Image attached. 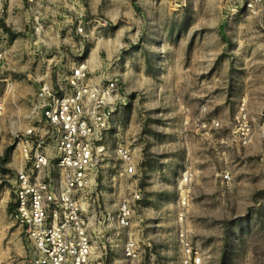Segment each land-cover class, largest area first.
<instances>
[{"label":"rangeland","instance_id":"374dc122","mask_svg":"<svg viewBox=\"0 0 264 264\" xmlns=\"http://www.w3.org/2000/svg\"><path fill=\"white\" fill-rule=\"evenodd\" d=\"M7 3L0 36L9 49L11 85L0 116L1 172L18 166L14 132L32 121L30 100L39 80L54 77L55 64L66 68L88 59L91 68L118 76L125 97L104 137L99 207L88 216L93 261L180 264L177 236L184 229L202 254L201 264H264V132L258 124L264 111V27L259 20L235 12L236 0H94L107 23L93 24L96 32L83 42L80 56L71 43H59L66 29L59 34L47 23L36 36L25 3ZM61 46L73 52H54ZM242 102L256 127L245 146L232 139ZM119 146L130 149L139 176L121 174ZM185 171L193 181L182 207L178 186ZM225 171L228 183L221 179ZM133 190L141 196L132 202L130 226L123 228L115 215ZM11 199L8 182L0 183V264H27ZM129 239L139 252L136 260L126 257Z\"/></svg>","mask_w":264,"mask_h":264},{"label":"built area","instance_id":"2783aa9c","mask_svg":"<svg viewBox=\"0 0 264 264\" xmlns=\"http://www.w3.org/2000/svg\"><path fill=\"white\" fill-rule=\"evenodd\" d=\"M14 1V0H8ZM29 13V27L43 35L47 18L45 2L22 0ZM7 0H0V14ZM89 0H62L55 6L58 12L57 33L68 30L80 41L94 35V23L104 26L107 21L92 14ZM255 16L264 27V0H236L235 12ZM51 23V22H50ZM100 32V31H97ZM4 37V38H3ZM0 36V116L5 108V90L11 85L6 75L8 48L5 36ZM41 44H46L40 39ZM37 49V48H36ZM54 52H70L61 46ZM55 76L39 80L30 100L32 121L28 127L14 132V142L20 153L18 166L9 173L0 170V183L8 182L12 195V216L20 228L27 264H101L92 259V235L89 214L98 203L100 168L105 154L104 137L111 128L114 114L125 104L118 76L106 68H91L87 59L72 61L70 66H53ZM264 132V111L259 113ZM256 131L253 120L242 102L232 128V139L248 145ZM117 157L123 162L121 174L137 177L141 174L130 149L119 146ZM222 182L231 179L225 171ZM193 176L182 173L178 186V201L184 207L190 197ZM140 191L124 196L115 215L123 228L131 224L132 202L140 199ZM111 219L107 216V220ZM181 252L180 264H201L202 254L184 229L177 236ZM126 257L139 256L135 241L124 245Z\"/></svg>","mask_w":264,"mask_h":264},{"label":"crops","instance_id":"0c3cea01","mask_svg":"<svg viewBox=\"0 0 264 264\" xmlns=\"http://www.w3.org/2000/svg\"><path fill=\"white\" fill-rule=\"evenodd\" d=\"M39 1H40V3L41 2L46 3L45 7H44V12H45L44 16L47 18V21L49 23L51 22V26H53L52 28L55 29L58 26V23H57L58 12L54 8H52L51 5L55 6L58 2H61L62 0H39ZM93 1L94 0H89L88 8H89L90 13L96 14V13H98V9L92 5ZM122 11L123 10H120V8L117 10L119 16L122 15ZM66 32H67L66 37H64L63 39L58 38L59 43L62 42V43H64V45L71 43L73 45V47H75L74 50L78 51L80 49V46H81L79 39L75 35H70L68 30H66ZM54 38H55V40H54V42H55L57 40V37H54ZM68 49L70 52H73V49H71V48H68ZM35 50H37V49L35 48ZM94 51L95 50L92 48L90 52H94ZM87 62H88V59H87Z\"/></svg>","mask_w":264,"mask_h":264}]
</instances>
